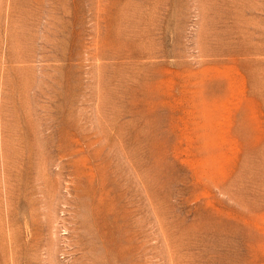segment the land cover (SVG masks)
Wrapping results in <instances>:
<instances>
[{
	"label": "rangeland",
	"instance_id": "obj_1",
	"mask_svg": "<svg viewBox=\"0 0 264 264\" xmlns=\"http://www.w3.org/2000/svg\"><path fill=\"white\" fill-rule=\"evenodd\" d=\"M0 264H264V0H0Z\"/></svg>",
	"mask_w": 264,
	"mask_h": 264
}]
</instances>
